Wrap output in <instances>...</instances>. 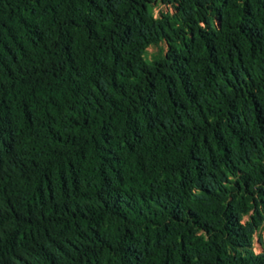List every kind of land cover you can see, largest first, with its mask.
I'll return each mask as SVG.
<instances>
[{"label": "trees", "instance_id": "obj_1", "mask_svg": "<svg viewBox=\"0 0 264 264\" xmlns=\"http://www.w3.org/2000/svg\"><path fill=\"white\" fill-rule=\"evenodd\" d=\"M262 230L264 0H0V264H264Z\"/></svg>", "mask_w": 264, "mask_h": 264}, {"label": "rangeland", "instance_id": "obj_2", "mask_svg": "<svg viewBox=\"0 0 264 264\" xmlns=\"http://www.w3.org/2000/svg\"><path fill=\"white\" fill-rule=\"evenodd\" d=\"M155 14L158 15L161 11L167 12V11H172V8L169 6L165 5H159L155 9ZM155 49L150 47L148 49V53H152ZM248 218V215L245 216V220ZM253 250L256 253H260L264 251V230L260 233V235H255L254 236V241H253Z\"/></svg>", "mask_w": 264, "mask_h": 264}]
</instances>
